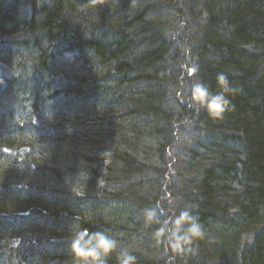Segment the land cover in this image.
<instances>
[{
    "label": "trees",
    "instance_id": "trees-1",
    "mask_svg": "<svg viewBox=\"0 0 264 264\" xmlns=\"http://www.w3.org/2000/svg\"><path fill=\"white\" fill-rule=\"evenodd\" d=\"M157 205L203 236L157 241ZM80 227L136 264H264V0H0V264H77Z\"/></svg>",
    "mask_w": 264,
    "mask_h": 264
},
{
    "label": "clouds",
    "instance_id": "clouds-1",
    "mask_svg": "<svg viewBox=\"0 0 264 264\" xmlns=\"http://www.w3.org/2000/svg\"><path fill=\"white\" fill-rule=\"evenodd\" d=\"M195 71V68L190 69L189 75ZM217 80L225 84L227 78L224 74H219ZM190 93V106L195 107L197 111L206 109L212 119L222 118L225 106L229 103L223 91L214 94L203 81H193ZM165 215V209L159 205L146 207L142 212L146 224L160 225L153 233L157 241H164L174 249L180 250L203 236L202 225L190 208L181 210L178 216L161 220ZM71 252L77 264H108V258L114 253L118 264H136V256L129 248L121 247L118 241L105 231H90L86 227H80L73 234Z\"/></svg>",
    "mask_w": 264,
    "mask_h": 264
}]
</instances>
